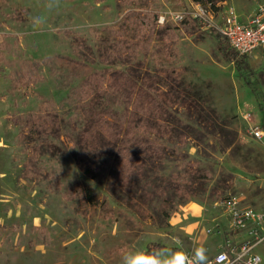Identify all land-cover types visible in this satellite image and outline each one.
<instances>
[{"label":"rangeland","instance_id":"1","mask_svg":"<svg viewBox=\"0 0 264 264\" xmlns=\"http://www.w3.org/2000/svg\"><path fill=\"white\" fill-rule=\"evenodd\" d=\"M217 2L243 18L264 6ZM194 3L0 0V264H120L176 239L186 252L205 240L209 257L215 226L230 228L223 198L264 210V137L252 133L264 128V48L239 68L219 32L159 22ZM129 69L159 86L171 127L163 159L134 170L101 155V136L80 139L86 78ZM255 250L264 264V242Z\"/></svg>","mask_w":264,"mask_h":264},{"label":"trees","instance_id":"2","mask_svg":"<svg viewBox=\"0 0 264 264\" xmlns=\"http://www.w3.org/2000/svg\"><path fill=\"white\" fill-rule=\"evenodd\" d=\"M195 2L210 6L214 11L221 9L217 0ZM212 32L216 31L212 29ZM217 35L222 36L220 33ZM223 37L224 40L218 37V41L225 57L239 68L247 65V55H240ZM131 70L113 74L91 72L78 91V98L85 105L81 114L84 122L80 132L81 143L85 141L84 146L91 147V138L101 136L104 139L101 155L119 158L121 163L134 170L135 164L143 165L146 157L157 158L156 161L163 159L166 146L162 137L171 127L163 119L167 109L160 98L159 86H153L146 79L142 81ZM80 161L83 162V158ZM91 169L86 166L84 171L96 177V171L94 173ZM86 194L89 200L94 201L90 189L86 190ZM155 247L158 244L152 242L147 249Z\"/></svg>","mask_w":264,"mask_h":264},{"label":"built area","instance_id":"3","mask_svg":"<svg viewBox=\"0 0 264 264\" xmlns=\"http://www.w3.org/2000/svg\"><path fill=\"white\" fill-rule=\"evenodd\" d=\"M168 17L176 22L190 19L204 29H214L225 36L240 55L252 54L264 48V6H260L247 18H242L231 7L214 11L210 6L195 2L190 8L169 15L161 14L159 22L165 23ZM252 133L262 139L264 128L253 127ZM220 205L229 218L231 229L243 236L241 239L227 237L215 255L206 257V264H261L262 257L255 249L264 242V210L243 205L238 195L223 198ZM215 228L217 233L223 234L220 225ZM187 253L191 255L192 252Z\"/></svg>","mask_w":264,"mask_h":264},{"label":"clouds","instance_id":"4","mask_svg":"<svg viewBox=\"0 0 264 264\" xmlns=\"http://www.w3.org/2000/svg\"><path fill=\"white\" fill-rule=\"evenodd\" d=\"M49 7V3L46 4ZM43 24L46 18H35ZM175 247H155L151 250L132 247L121 253L120 264H206L207 250L194 248L191 255L184 251L182 241L174 240Z\"/></svg>","mask_w":264,"mask_h":264},{"label":"crops","instance_id":"5","mask_svg":"<svg viewBox=\"0 0 264 264\" xmlns=\"http://www.w3.org/2000/svg\"><path fill=\"white\" fill-rule=\"evenodd\" d=\"M241 17H242V16H241ZM242 18H243V17H242ZM226 217H227L228 222H229V218H228L227 215H226ZM229 224H230V223H229ZM218 225H220V228L222 229L223 234H219V233L216 234L217 236H219V240H218L213 246H211V245L208 246V247L210 248V253H211V251L213 252V254L210 255V256L215 255V254L217 253V251L220 250L221 245L223 244L224 240L227 238L226 235H228V237H231L232 239H241V237L243 236V234L238 233V232L232 230L231 227H230L228 230H227V229L225 230L224 227L221 226V224H218ZM215 229H216V228H215ZM216 230H217V229H216ZM205 233H206V237H208V236H209V230L206 229V228H205ZM226 233H227V234H226ZM205 244H206L205 240H203V242H198V246H199V248H200V247H203ZM213 247H214V249H213ZM210 256H209V257H210Z\"/></svg>","mask_w":264,"mask_h":264}]
</instances>
